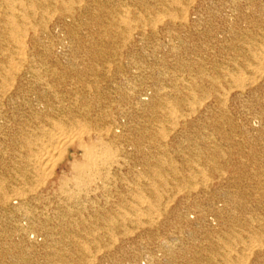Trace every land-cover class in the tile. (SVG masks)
Masks as SVG:
<instances>
[{
	"label": "bare ground",
	"instance_id": "1",
	"mask_svg": "<svg viewBox=\"0 0 264 264\" xmlns=\"http://www.w3.org/2000/svg\"><path fill=\"white\" fill-rule=\"evenodd\" d=\"M142 261L264 264V0H0V264Z\"/></svg>",
	"mask_w": 264,
	"mask_h": 264
},
{
	"label": "rangeland",
	"instance_id": "2",
	"mask_svg": "<svg viewBox=\"0 0 264 264\" xmlns=\"http://www.w3.org/2000/svg\"><path fill=\"white\" fill-rule=\"evenodd\" d=\"M188 216L191 220H194V218L196 217L195 214H193V213L188 214ZM139 234H140L139 231H136V232L134 231L133 234H131V237L139 238V236H140ZM141 264H147V262L142 261Z\"/></svg>",
	"mask_w": 264,
	"mask_h": 264
}]
</instances>
